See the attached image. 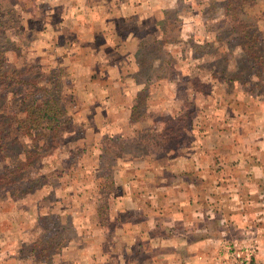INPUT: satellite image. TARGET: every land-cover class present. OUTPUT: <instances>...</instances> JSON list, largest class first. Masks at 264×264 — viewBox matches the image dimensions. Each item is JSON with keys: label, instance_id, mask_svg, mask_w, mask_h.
<instances>
[{"label": "rangeland", "instance_id": "rangeland-1", "mask_svg": "<svg viewBox=\"0 0 264 264\" xmlns=\"http://www.w3.org/2000/svg\"><path fill=\"white\" fill-rule=\"evenodd\" d=\"M143 1L0 0L10 28L0 29V264L130 260L114 221L124 193L115 154L126 173L127 153L192 163L201 136L210 150L221 135L264 150V0H240L233 21L225 7L235 0L179 2V14L139 12ZM53 74L59 87H47ZM41 86L61 98L69 129L29 167L19 161L39 137L20 129ZM232 137L225 149L240 148Z\"/></svg>", "mask_w": 264, "mask_h": 264}, {"label": "crops", "instance_id": "crops-1", "mask_svg": "<svg viewBox=\"0 0 264 264\" xmlns=\"http://www.w3.org/2000/svg\"><path fill=\"white\" fill-rule=\"evenodd\" d=\"M191 1L144 0L136 10L179 14V2ZM209 136L199 138L192 163H173L169 151L127 153L133 160L123 173L126 157L117 158L124 193L114 201V221L130 238L124 264H234L233 255L247 251L253 264H264V150L255 151L259 143L251 138L245 149L243 135L217 136L221 149L210 150ZM229 136L230 147L240 148L225 149Z\"/></svg>", "mask_w": 264, "mask_h": 264}, {"label": "trees", "instance_id": "trees-1", "mask_svg": "<svg viewBox=\"0 0 264 264\" xmlns=\"http://www.w3.org/2000/svg\"><path fill=\"white\" fill-rule=\"evenodd\" d=\"M243 6L244 5L240 2V0H235L231 2L227 7H225V16L230 17L231 20L233 21V19H236V16H238V14L242 12ZM10 14L11 13L9 12V15ZM0 29L8 30L10 28H9V25L7 26V24L4 23L3 27H0ZM19 76L20 77L22 76L21 73L19 74ZM1 77H6V76L0 75V78ZM27 80L29 81V79ZM60 80H61L60 76L53 74L52 77L50 79H47L46 81V84H48L47 87H52L54 85L56 87H59V84H61ZM9 81L12 84L16 82V80L13 79V77L10 78ZM29 82L30 84H32V82H36V81L34 80V81H29ZM1 83L3 82L1 81ZM7 83H8V80L6 84ZM47 87L46 86L39 87L40 93L38 97L33 98L31 97V95L29 96L31 101H28L26 103V110H25V115L27 117V120L23 124V127L20 129L23 134L33 136V137H35L36 133H38V137H39L38 139L43 140L37 143L38 141L37 138L31 139L32 148L26 152L29 155L27 160L19 161V163H27L29 167H30L31 159L34 156H36L40 152H43V150L45 151V149L51 150L52 145L55 144V142H57V139H61V142H62V135L68 131L67 129H69L67 128L69 126V123H68L69 120L66 119V121H64V118L66 117L67 112L65 110L64 105L60 104L61 98L58 96H56L55 99L51 98V96L54 95V92L50 88L46 89ZM45 90H47L49 94L46 93ZM48 95L49 97L44 98V96H48ZM24 100L26 101V99ZM40 102L41 104H39ZM40 144H45L46 148L45 147L41 148ZM115 149L119 150V147ZM102 152L103 154L99 156V159L100 158L102 159L104 154H108L107 149H103ZM115 157H119V155L115 154L113 158ZM100 165L101 164L99 161L98 166ZM23 168L25 167L23 166ZM36 170H37L36 167H31L28 170V174H31L32 180L36 179V175L33 174V172H35ZM23 172H25L24 169H23ZM3 178H6V176H3Z\"/></svg>", "mask_w": 264, "mask_h": 264}, {"label": "built area", "instance_id": "built-area-1", "mask_svg": "<svg viewBox=\"0 0 264 264\" xmlns=\"http://www.w3.org/2000/svg\"><path fill=\"white\" fill-rule=\"evenodd\" d=\"M234 264H251V258L253 254L251 251H247L246 253L242 254H234ZM236 258V259H235Z\"/></svg>", "mask_w": 264, "mask_h": 264}]
</instances>
